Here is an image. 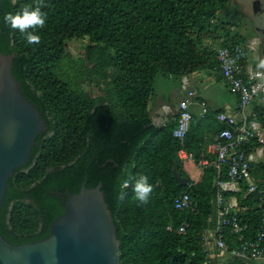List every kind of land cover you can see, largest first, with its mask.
<instances>
[{"label":"trees","instance_id":"obj_1","mask_svg":"<svg viewBox=\"0 0 264 264\" xmlns=\"http://www.w3.org/2000/svg\"><path fill=\"white\" fill-rule=\"evenodd\" d=\"M229 1L0 0V53L14 55L13 74L47 126L29 160L8 180L0 217L7 240L21 244L47 237L65 209L59 193L79 192L87 176L88 188L102 185L121 241V264L208 263L203 236L217 227L219 174L211 164L200 181H193L178 151L192 152L196 164L202 158L212 161L207 145L224 125L214 110L191 123L180 141L173 136L176 120L153 124L148 106L159 74L182 78L204 69L221 72L214 44L245 45L227 21ZM35 6L45 13V23L33 26L40 39L27 44L3 15ZM85 37L83 53L66 50L68 41ZM87 87L99 94L93 96ZM254 112L264 124V106ZM258 146L254 139L246 150ZM174 169L188 185L179 184ZM257 169L264 180V163L251 165L253 176L259 175ZM141 174L153 185L144 205L132 192V180ZM220 178L226 180V174ZM240 185V192H226L225 198H236L234 213L247 225L246 238L253 239L264 218V198L247 194L245 180ZM183 191L190 194L193 209L175 207ZM183 222L185 233H179ZM221 232L229 250L238 247L236 234L229 228ZM209 264L244 262L215 252Z\"/></svg>","mask_w":264,"mask_h":264},{"label":"water","instance_id":"obj_2","mask_svg":"<svg viewBox=\"0 0 264 264\" xmlns=\"http://www.w3.org/2000/svg\"><path fill=\"white\" fill-rule=\"evenodd\" d=\"M237 1L252 18L264 60V0ZM13 59L0 53V217L9 178L26 164L37 136L47 129L41 111L13 74ZM173 174L180 185H188L176 169ZM86 183L87 176L79 192L59 193L65 209L47 237L15 244L0 231V264H121V241L102 185L88 188Z\"/></svg>","mask_w":264,"mask_h":264},{"label":"built area","instance_id":"obj_3","mask_svg":"<svg viewBox=\"0 0 264 264\" xmlns=\"http://www.w3.org/2000/svg\"><path fill=\"white\" fill-rule=\"evenodd\" d=\"M248 50H250L249 43L217 48V57L223 78L229 84L230 90L238 95L239 103L234 112H217V120L224 127L213 136L212 141L207 145L208 153L214 158L212 161L202 158L197 163L201 170L212 164L219 174L216 181L215 197L217 227L214 230L206 231L203 236L207 264L211 263L215 252L217 255L218 253H227L232 258L243 260L244 264L264 262V218L255 237L253 239L246 238L247 225L241 223L237 214L230 211L237 205L226 204L227 199L225 198L226 192H240L242 189L240 183L243 180L247 182V194L257 192L261 198H264V184L259 185V181L251 173V165L264 163V124L259 121L254 111L246 112V107L255 98L264 104V69L247 60ZM194 95L189 91L179 101L177 112L173 116V120H176L173 136L180 141L185 138L191 123L204 119L210 111L208 103L205 100L196 101ZM194 103L199 105L197 115H194L190 109ZM254 139L259 143V146L253 151L247 152L246 145ZM178 158L182 164L190 161L195 162L193 153L185 148L178 151ZM222 174H226V180L220 178ZM174 205L179 210L194 208L192 198L186 191L175 197ZM186 227L187 223L183 222L179 227V233H185ZM225 228H229L232 233L237 235L239 241L237 248L228 249L221 232Z\"/></svg>","mask_w":264,"mask_h":264},{"label":"crops","instance_id":"obj_4","mask_svg":"<svg viewBox=\"0 0 264 264\" xmlns=\"http://www.w3.org/2000/svg\"><path fill=\"white\" fill-rule=\"evenodd\" d=\"M234 2L237 3V5H239L240 7H242L244 15L249 19L253 26L252 18L248 13H246L244 9L245 6L239 3L237 0H230L229 4H233ZM229 9L230 7L227 6L226 10L228 11ZM229 16L230 14L228 12L227 17ZM229 20L231 19L227 18L228 22ZM247 43H249L250 50L252 52V63L257 67L264 69V60L262 58L260 38L255 29L253 34H249L247 36L245 45ZM247 60L249 61V58ZM172 80H174L172 82L173 86L167 94L163 91H160V93H153L150 97L148 111L152 122L156 125H166L167 123L173 120V116L177 112V105L179 101L183 97H185L189 91L195 94L194 98L196 101L205 100L208 103L210 107L209 112H213L214 110L217 112H234L237 110L239 97L237 94L233 93L230 90L229 84L223 78L220 71L213 72L206 69L198 70L196 72L188 74L187 76H184L182 79H180L179 82L175 80L174 77H172ZM224 88H228L232 96H226L227 94L225 93ZM260 102L261 105H264L262 101ZM190 109L194 113V115H197V112L199 111V105L197 103H194L190 106ZM254 109L252 111H254ZM186 164L187 163L184 164V168L188 172L191 179L195 182L200 181L202 170L200 169L198 164H196V162H192L190 165ZM253 166L254 168H257L260 165L253 164ZM257 173L259 174V177L255 174L256 179L259 182H264V180L261 179V174L263 173L260 172L259 169H257ZM226 199V204L229 205L232 203V205H237V200L235 197L231 196ZM236 210L237 207L231 208L230 211L234 212Z\"/></svg>","mask_w":264,"mask_h":264},{"label":"rangeland","instance_id":"obj_5","mask_svg":"<svg viewBox=\"0 0 264 264\" xmlns=\"http://www.w3.org/2000/svg\"><path fill=\"white\" fill-rule=\"evenodd\" d=\"M227 6L230 7V9L228 10V12L230 14L228 19H231V20H229V22L232 21V22H230L231 32L232 33L238 32L246 40L247 36L249 34H253V32H254L252 23L244 15L242 7L237 5V3L234 2L233 4L231 3V4H228ZM88 40H89L88 37L72 39L66 43V50L71 52L75 56L80 55L81 53H83L86 45L88 44ZM219 46H220V42L217 41V43L214 44V47L218 48ZM248 58H249V61H251V62L253 61V59H252L253 56H252L251 50H248ZM172 77H174L175 80H177L178 82L180 81V79L183 78V77L177 78L173 75H172ZM172 77L171 76H162L161 74H159L157 76V78L154 80L155 82H154V89H153L152 94L153 93H160V91H163L167 94L170 91L171 87L173 86L172 82L174 80H172ZM87 90L93 96L99 94V90L97 88L87 87ZM224 91L227 94L226 96H232V94H230L228 88H224ZM259 104H261V102L257 98H255L252 101V103L246 107V112L250 113ZM191 163L192 162H187L186 165H190ZM259 264H264V262H261Z\"/></svg>","mask_w":264,"mask_h":264},{"label":"clouds","instance_id":"obj_6","mask_svg":"<svg viewBox=\"0 0 264 264\" xmlns=\"http://www.w3.org/2000/svg\"><path fill=\"white\" fill-rule=\"evenodd\" d=\"M3 21L9 28L16 29L23 34L27 44H35L40 37L35 33L33 26H42L45 23V13L39 6L25 7L16 13H4ZM152 190L153 185L148 182L147 176L141 174L132 180V192L138 205L149 202Z\"/></svg>","mask_w":264,"mask_h":264}]
</instances>
